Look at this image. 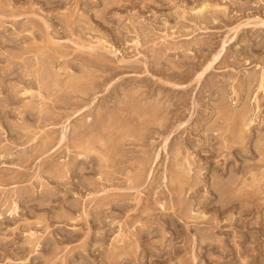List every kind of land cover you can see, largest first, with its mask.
<instances>
[{"label": "rangeland", "instance_id": "rangeland-1", "mask_svg": "<svg viewBox=\"0 0 264 264\" xmlns=\"http://www.w3.org/2000/svg\"><path fill=\"white\" fill-rule=\"evenodd\" d=\"M263 20L0 0V264H264Z\"/></svg>", "mask_w": 264, "mask_h": 264}, {"label": "bare ground", "instance_id": "bare-ground-1", "mask_svg": "<svg viewBox=\"0 0 264 264\" xmlns=\"http://www.w3.org/2000/svg\"><path fill=\"white\" fill-rule=\"evenodd\" d=\"M264 21V20H263ZM263 21H261V23L263 22ZM264 24V23H263ZM43 41V40H42ZM88 45V44H87ZM222 49H223V47H222ZM222 49L220 50V51H218V53H216V55H214L213 57L214 58H212L213 60H216L218 57H219V55H220V52L222 51ZM27 52V51H26ZM101 61V60H100ZM212 61V60H211ZM214 62V61H213ZM210 64V63H209ZM211 65V64H210ZM209 65V66H210ZM209 66H207V67H209ZM205 69V68H204ZM41 73V72H40ZM54 73V72H53ZM29 74V73H28ZM52 78V77H51ZM260 79H261V85L263 86L264 85V71L262 72V77H260ZM41 86V85H40ZM74 89V88H73ZM53 93H54V91H53ZM38 94V93H37ZM42 99V98H41ZM40 99V100H41ZM143 106V105H142ZM162 106V105H161ZM140 112V111H139ZM165 117V116H164ZM234 120V119H233ZM119 122V121H118ZM229 122V121H228ZM115 124V123H114ZM117 125V124H116ZM102 127V126H101ZM242 128V127H241ZM233 131H234V129H233ZM236 131V130H235ZM63 137V136H62ZM76 138V137H75ZM95 138V137H94ZM92 139V138H91ZM95 142V141H94ZM78 144V143H77ZM82 146V145H81ZM78 147V146H77ZM82 149V148H81ZM176 172V171H175ZM177 174H179V173H177Z\"/></svg>", "mask_w": 264, "mask_h": 264}]
</instances>
